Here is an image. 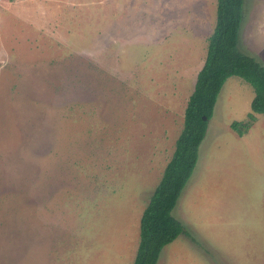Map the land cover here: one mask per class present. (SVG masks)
<instances>
[{"label":"rangeland","instance_id":"1","mask_svg":"<svg viewBox=\"0 0 264 264\" xmlns=\"http://www.w3.org/2000/svg\"><path fill=\"white\" fill-rule=\"evenodd\" d=\"M216 0H0V264H131ZM241 51L264 65V0ZM226 79L156 264H264V113Z\"/></svg>","mask_w":264,"mask_h":264},{"label":"trees","instance_id":"2","mask_svg":"<svg viewBox=\"0 0 264 264\" xmlns=\"http://www.w3.org/2000/svg\"><path fill=\"white\" fill-rule=\"evenodd\" d=\"M243 3L244 0H216L215 24L207 37L206 55L196 72L172 155L140 214L138 244L131 264H156L166 244L180 234L189 235L172 215V209L196 165L208 119L226 79L237 76L251 85L254 93L246 118L230 123L233 131L238 135L247 133L254 114L264 113V65L239 46Z\"/></svg>","mask_w":264,"mask_h":264},{"label":"crops","instance_id":"3","mask_svg":"<svg viewBox=\"0 0 264 264\" xmlns=\"http://www.w3.org/2000/svg\"><path fill=\"white\" fill-rule=\"evenodd\" d=\"M117 2H119V0H116Z\"/></svg>","mask_w":264,"mask_h":264},{"label":"water","instance_id":"4","mask_svg":"<svg viewBox=\"0 0 264 264\" xmlns=\"http://www.w3.org/2000/svg\"><path fill=\"white\" fill-rule=\"evenodd\" d=\"M203 118H205V117H203Z\"/></svg>","mask_w":264,"mask_h":264}]
</instances>
